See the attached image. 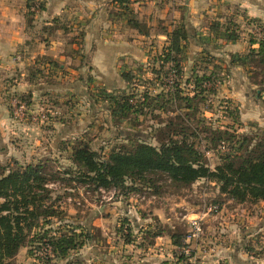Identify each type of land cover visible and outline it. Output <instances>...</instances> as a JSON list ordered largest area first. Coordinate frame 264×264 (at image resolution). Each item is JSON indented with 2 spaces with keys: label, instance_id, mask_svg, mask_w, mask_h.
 Masks as SVG:
<instances>
[{
  "label": "crops",
  "instance_id": "crops-1",
  "mask_svg": "<svg viewBox=\"0 0 264 264\" xmlns=\"http://www.w3.org/2000/svg\"><path fill=\"white\" fill-rule=\"evenodd\" d=\"M126 1L120 4L117 0H0L1 163L11 158L19 163L29 161L33 156L40 158L41 153L48 154L46 149H54L59 142L89 135L97 128L95 123L101 117L102 123L110 129L111 119L105 101L93 98H98L96 94L100 89L126 88L122 72L144 69L150 56L166 44L164 30L183 24L189 30L190 50L194 47L200 51L204 46L229 60L232 54H244L249 48L258 47V43L249 44L250 35L244 32V26L254 27L251 21L256 20L264 27V0ZM35 4L38 7H34ZM130 15L145 26L146 33L128 24ZM229 17L239 25V37L234 41L226 40L223 32L210 29L212 23H224ZM229 73L220 81L218 90L237 106L243 124H264V100L263 103L260 101L262 91L248 79L243 67L233 65ZM18 94L28 97L30 108L47 107L53 116L42 124L28 117H14L10 98L19 97ZM39 142L42 145L38 148L40 151L31 150V143L38 145ZM61 148H58L60 152ZM107 201L104 215L100 210L98 215L93 213L85 222L88 227L104 231L108 248L105 264L187 262L188 259L179 255V248L172 244L166 230L151 242H142L143 236L156 224L173 228L170 216L156 210L152 221L150 217H141L132 211L127 200L115 201L110 195ZM121 212L128 221L138 223L135 231L140 230L141 242L136 246L130 241V244L126 242L118 248L112 242L115 232H108L111 229L109 223L115 221ZM92 245L97 246L96 242ZM27 249L20 248L16 257L21 259ZM230 249L229 245L210 246L195 260L197 264H244L237 258H229ZM92 250L98 258L97 249ZM118 252L121 255L124 252L122 262H116L114 256ZM218 257L225 258L220 261ZM23 258L26 261L22 262V259L14 264H37L31 262L33 258L28 253Z\"/></svg>",
  "mask_w": 264,
  "mask_h": 264
},
{
  "label": "trees",
  "instance_id": "trees-1",
  "mask_svg": "<svg viewBox=\"0 0 264 264\" xmlns=\"http://www.w3.org/2000/svg\"><path fill=\"white\" fill-rule=\"evenodd\" d=\"M117 1L120 4L127 2ZM251 22L261 26L256 20ZM128 24L146 33L145 26L132 15L129 16ZM210 29L223 32L226 40L234 41L239 37V25L233 17L226 18L224 23H212ZM164 31L167 42L150 56L145 65L149 66L148 73L152 77L147 78L148 83L141 84L144 90L139 96L132 92L134 88H130L131 85L140 86L132 84L139 74L127 70L122 72L126 88L111 91L100 89L96 94L98 98L93 99L105 101L113 125L125 120L133 125L139 116L153 111H177L175 116L162 120L157 114L159 116L152 134L154 142L140 136L132 137L128 132L124 135L126 142L114 144L105 152L93 149L87 141H72L69 156L77 168L76 179L93 191H125L141 180H150L147 177L149 173L161 172L181 186L204 178L218 184L219 191L236 202H264V134H236L227 129L203 127L202 131L209 132L206 139L209 143L230 145L221 154L219 163L211 168L205 162L203 153L195 146L199 130L197 126H192L193 122L195 125L209 119L202 112L197 118L199 110L212 111L210 105L202 109L199 105L206 101L208 95L215 93L216 83L222 80L221 74H227L231 66L248 64L249 68L264 70V28H260V37L249 36L250 45L258 43L256 49L249 48L244 54H232L229 60L224 58L228 68L226 73L213 61L217 55L202 47L200 40L202 48L197 53L196 62L190 72L185 71L183 62L187 58L185 48L188 46V28L182 24ZM199 70L203 72L198 73ZM252 73L257 76V72ZM252 83L259 84L255 81ZM151 84L154 85L151 87ZM155 86H158V91L151 94ZM18 96L27 106L31 105L26 95ZM49 167L47 158L26 164L15 160L6 164L0 162V264H12L11 260L22 247H28V253L32 254L34 245H49L53 256L62 258L69 250L84 243L80 240L77 244V235L93 238L90 227L86 225L78 234L72 231L51 234V227L45 228V224L51 223V219L61 214L59 204L56 198H51L52 191L47 186L54 177L48 172ZM63 173L66 175L69 171ZM164 230L170 235L172 244L182 246L183 232L159 224L147 231L142 242H151Z\"/></svg>",
  "mask_w": 264,
  "mask_h": 264
},
{
  "label": "rangeland",
  "instance_id": "rangeland-1",
  "mask_svg": "<svg viewBox=\"0 0 264 264\" xmlns=\"http://www.w3.org/2000/svg\"><path fill=\"white\" fill-rule=\"evenodd\" d=\"M244 27V32H248L247 34L253 35L254 37L261 36L258 32H260V28L263 27L262 25H254V27L252 26L251 28H247V26ZM247 29L250 30L247 31ZM190 48V46L185 48L187 58L183 62V69L187 72H190V68L195 64V58H197V53L199 52L194 47L191 49L192 51ZM215 58L216 59L213 61L217 62L221 70H225L223 72L226 73L228 68L225 66L224 58L220 56H216ZM196 65L198 66V63ZM239 66L246 70L248 79L251 82L255 81V83H259L255 85L260 91L261 88H263V91L262 94L258 91L257 93H260L261 96L264 97V70L260 71L258 69L249 68L248 64ZM148 69L149 66H146L144 69L140 68L136 70L139 76L137 75L138 78H135L136 80H134L132 84L136 83L140 86H130V88H134L132 92H135L138 96L144 90L141 84L146 82L147 78L152 77V74L148 73ZM253 71L257 72V76L255 73H252ZM197 72L201 73L203 71L199 70ZM228 73L229 71L227 74H221V77L224 78ZM153 85L154 84H151V87ZM218 87L219 82L215 85V93L208 95L206 101L199 105L201 109L210 105L212 111L199 110L197 112V118L202 112L203 116L209 119L199 124L194 125V122L192 123L193 125L191 124L192 126H197L199 130L195 138V146L203 153L205 162L211 168L219 163L220 156L224 150L218 144L209 143L206 140L209 136V132L202 131L203 127L207 128L210 126L212 129L217 130L227 129L229 132H235L236 134H264V124L255 122L242 123L237 106H235L230 99L225 98L218 90ZM157 91L158 86H155V90L153 89L151 94ZM262 97L260 98L261 103H263L264 100ZM44 109L48 111L50 117L53 116L49 108L45 107ZM176 112L177 111H168L160 113L158 111H153L152 113H147L145 116H139L138 121H133V125L130 124L131 122L129 120H125L114 125L111 124L112 127L110 129L106 128L102 123L101 120L103 117H101L100 121L95 123V127L97 128L90 132L88 131L89 135L82 136L79 140L87 141L93 149L105 152L114 144L126 142L124 135L128 132L132 137L140 136L146 138L149 142H154L152 134H154L153 126L157 124L156 121L159 116L157 114H160V118L165 120L169 116H175ZM231 112L232 115H230ZM48 141L52 140L48 139ZM71 141H62L59 142L54 149H46L49 153H41L40 158L33 156L29 158V161L24 160L20 162L26 164L27 162H31L32 159H34L33 161L35 162L46 158L48 160V164L51 167H49L48 172L54 174V177L50 179L47 185L52 191L51 198H56L59 204L58 210L61 212L58 218H53L51 219V223L44 225L45 228H48V226L51 227V234L52 232L59 234L61 232L67 233L70 231L78 234L85 226V222L92 218L93 213L98 215L100 210L103 215L106 213L104 206L108 202L107 198L110 195H112L115 201L120 199L127 200V205H131L132 211H136L139 214L138 216L145 218L150 217L152 221L154 220L152 214L156 210H159L165 216H170L171 221L174 223V227L183 232V236L187 233L189 220L191 218L202 217L210 204L218 203L220 205V210L218 212H210L203 217L202 226L204 231L201 240H199L198 243L192 244V247H190L194 257L204 255L206 252L204 249H208L210 246L220 245V247H225L229 245V247H231V251H228L229 254H231L229 258H237L239 262H244V264H264V202H236L227 195L221 193L218 184L204 178L190 185L181 186L170 181L167 175L161 172L149 173L147 177L150 178V180H141V182L136 183L130 190L114 191L113 189H99L98 191H93L92 189H87V185H83L76 179L77 168L72 163L69 156ZM64 142H66V144ZM225 145L226 148L230 146L227 144ZM207 146H209V148H206ZM31 147V150L34 149L36 152L40 151L38 148H42V145L40 142L38 145L31 143ZM58 148L62 149L61 152ZM8 160L5 162L14 161L12 158ZM65 170L69 171L66 175L63 173ZM123 212L119 213L115 221L109 223V228L111 229L108 232L111 230L115 232L112 235V237H114L112 242L116 247L121 248L126 242L130 244V241L133 242L131 244L136 246L141 242V237L139 238L138 236L140 230L135 231V227H138V223L134 220L128 221V217L125 216ZM226 216H228V218L225 220L224 217ZM152 221L148 222L151 223ZM126 223L131 224L126 225ZM89 232L92 234L93 238H83L84 234L77 235V244L80 240H83L84 243L69 250L65 257L55 258L52 256L38 258L36 255H38L42 246L34 245L33 249H31L33 250V255L29 254V249H27L21 254V259L15 256L11 262L14 264V262H20L19 260L22 259V262L26 261L23 255L28 253V255L33 258L31 262H37V264H57V262L59 264H90V262L91 264L92 262L105 264V255L108 252V248L105 245L104 231H102V229L98 231L96 228L90 226ZM204 232L206 233L204 234ZM209 239L211 242H208ZM92 240L96 242V247L92 245L94 244ZM95 248L97 249V253L100 254L98 258H95L94 255L96 254H94L92 250ZM197 248H199V250ZM122 254L124 255V252ZM123 255L119 252L115 254L114 257H116V262H122V257H125ZM126 256L131 257L133 255ZM224 258L225 257H220L219 259L221 261L224 260ZM135 260H137V257ZM123 262H125L124 259Z\"/></svg>",
  "mask_w": 264,
  "mask_h": 264
},
{
  "label": "built area",
  "instance_id": "built-area-1",
  "mask_svg": "<svg viewBox=\"0 0 264 264\" xmlns=\"http://www.w3.org/2000/svg\"><path fill=\"white\" fill-rule=\"evenodd\" d=\"M34 7H38V5L35 4ZM258 34L260 35V32H258ZM10 103L12 114L16 118L25 119L28 117L31 121L40 124L47 123L49 121L48 111L45 110L44 107H37L36 109H32L28 107L27 104L17 96H12L10 98ZM219 146L222 147L223 150L227 149L225 143H221ZM219 210L220 205L218 203H212L208 206L207 211L204 213V215L210 212H218ZM204 215L202 217H195L189 220V228L187 230V233L183 236L182 246L178 247L179 255L185 257L188 260L187 262H179L176 264H197L195 257L190 250V247H192V244L198 243V241L201 239V236L203 234L202 223ZM36 256L38 258L52 257L53 252L51 250V247L49 245L41 247L38 255Z\"/></svg>",
  "mask_w": 264,
  "mask_h": 264
}]
</instances>
